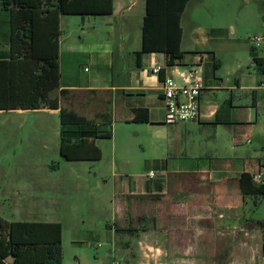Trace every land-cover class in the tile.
<instances>
[{
	"label": "crops",
	"instance_id": "obj_1",
	"mask_svg": "<svg viewBox=\"0 0 264 264\" xmlns=\"http://www.w3.org/2000/svg\"><path fill=\"white\" fill-rule=\"evenodd\" d=\"M202 1L189 0L181 15L186 54L175 64L164 51H143L147 0H113L112 13L71 15L81 16L76 21L61 15V78L49 95L100 127L104 115L112 123L111 138L85 137L77 145L83 156L72 160L110 159L124 171L113 183L100 180L88 211L76 201L55 219L32 220L62 224V264H264V194L241 186L244 172L260 173L264 184V66L254 60L264 55L249 43L250 83L241 61L221 73L218 48L237 38L227 27L200 30L196 16L187 38L184 17ZM11 37V13L0 0V59H10ZM191 69L202 77L200 119L167 123L162 79L184 83L181 73ZM21 112L60 117V108L0 109V116ZM134 130L153 134L154 177L123 174Z\"/></svg>",
	"mask_w": 264,
	"mask_h": 264
},
{
	"label": "trees",
	"instance_id": "obj_2",
	"mask_svg": "<svg viewBox=\"0 0 264 264\" xmlns=\"http://www.w3.org/2000/svg\"><path fill=\"white\" fill-rule=\"evenodd\" d=\"M188 1L147 0L144 52L164 51L169 64L184 59L180 22ZM2 6L11 13L12 37L10 59H0V109L60 108V142L68 159L83 156L77 145L85 137L111 138L112 123L107 115L100 127L96 121L61 107L49 93L61 78V15L112 13L113 0H2ZM254 60L264 66V58ZM241 186L245 194H264V184L255 182L248 172L241 175ZM0 227V264L63 263L60 222L0 217Z\"/></svg>",
	"mask_w": 264,
	"mask_h": 264
},
{
	"label": "rangeland",
	"instance_id": "obj_3",
	"mask_svg": "<svg viewBox=\"0 0 264 264\" xmlns=\"http://www.w3.org/2000/svg\"><path fill=\"white\" fill-rule=\"evenodd\" d=\"M193 16L198 19L200 30L220 26L230 29L231 35L237 40L218 48L219 58L223 61L221 73L226 75L233 63L241 61L245 64L243 69L246 82L250 83V80L247 81L251 75L246 63H252L249 37L264 35V0H204L191 6L184 17L187 38L189 21ZM68 17L69 21L81 19V16ZM192 44L187 40L184 46L189 48ZM258 50L264 55V43ZM256 73L253 71L251 74L254 76ZM259 99L261 112L264 95L259 93ZM60 126L57 113L21 112L14 118L7 114L0 116L2 217L27 221L55 219L64 209L65 203L72 205L76 201L81 203L83 211H88L95 192H99L97 185L101 179L111 183L114 179H121L115 176L119 171L124 172L120 169L121 164L117 163L115 168L110 159L68 160L60 142ZM141 127L146 129V125ZM137 132L130 131L133 140L132 157L130 169L123 174L140 177L149 170L157 171L151 158L158 153L149 144L153 134L147 130ZM117 143L121 146L120 137Z\"/></svg>",
	"mask_w": 264,
	"mask_h": 264
},
{
	"label": "built area",
	"instance_id": "obj_4",
	"mask_svg": "<svg viewBox=\"0 0 264 264\" xmlns=\"http://www.w3.org/2000/svg\"><path fill=\"white\" fill-rule=\"evenodd\" d=\"M252 47L258 49L264 43V35H253L249 37ZM161 66L152 68L154 74H160ZM185 82L180 83L172 76L162 79V89L165 101V121L167 123H179L197 121L200 119V95L203 87L202 77L195 69L182 72ZM264 86V81L262 83ZM154 177L156 173L152 170L148 174ZM255 182H262L263 177L259 174L252 175Z\"/></svg>",
	"mask_w": 264,
	"mask_h": 264
},
{
	"label": "water",
	"instance_id": "obj_5",
	"mask_svg": "<svg viewBox=\"0 0 264 264\" xmlns=\"http://www.w3.org/2000/svg\"><path fill=\"white\" fill-rule=\"evenodd\" d=\"M9 261H11V258H8Z\"/></svg>",
	"mask_w": 264,
	"mask_h": 264
}]
</instances>
